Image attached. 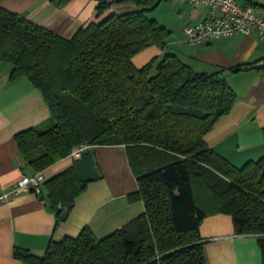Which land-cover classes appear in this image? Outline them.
<instances>
[{"label":"trees","instance_id":"16d2710c","mask_svg":"<svg viewBox=\"0 0 264 264\" xmlns=\"http://www.w3.org/2000/svg\"><path fill=\"white\" fill-rule=\"evenodd\" d=\"M2 0H0L1 3ZM70 0H50L63 6ZM162 0H99L98 14L131 2L136 11L111 14L71 38L34 24L0 5V62L12 81L26 78L49 107L42 128L19 132L18 148L43 171L88 142L124 146L144 213L97 239L90 228L75 238L51 239L35 256L16 248L27 264H205L199 228L204 217L231 215L237 233L257 236L264 264V157L240 168L218 155L204 137L235 107L237 95L220 72H195L166 53L141 68L132 57L150 46L167 47L170 30L147 14ZM242 68V67H239ZM74 166L43 184L62 221L86 191Z\"/></svg>","mask_w":264,"mask_h":264},{"label":"crops","instance_id":"0c3cea01","mask_svg":"<svg viewBox=\"0 0 264 264\" xmlns=\"http://www.w3.org/2000/svg\"><path fill=\"white\" fill-rule=\"evenodd\" d=\"M235 1L241 6L253 7L264 16V0ZM98 3L99 0H70L56 6L50 0H2L0 5L64 38L73 37L79 28L102 22L111 14L138 10L131 2L115 3L100 15ZM156 10L161 13L155 14ZM208 11V6L162 0L154 9L152 19L170 30L167 47L144 48L132 61L141 68L157 57L173 53L195 72H220L235 91L237 101L234 109L215 123L204 140L218 155L240 168L264 157V38L253 30L246 35L236 33L208 43L186 42L183 28L206 19ZM11 69L10 64L0 62V194L8 192L21 178L29 177L26 171L33 168L21 154L15 136L32 127L42 128L51 118L40 91L26 78L12 81ZM226 71L230 72L224 74ZM91 150L98 180L87 184L86 191L59 224L43 184L74 166L69 156L41 171L45 182L40 192L10 195L8 202L0 204V264H27L13 256L16 248L41 256L51 239L75 238L84 228H90L100 240L144 213L143 201L130 202L127 198L138 187L124 146L97 145ZM199 234L205 264L263 262L257 236L237 233L231 215L217 213L204 217Z\"/></svg>","mask_w":264,"mask_h":264},{"label":"built area","instance_id":"2783aa9c","mask_svg":"<svg viewBox=\"0 0 264 264\" xmlns=\"http://www.w3.org/2000/svg\"><path fill=\"white\" fill-rule=\"evenodd\" d=\"M183 1L196 6H208V16L194 25H187L184 29L186 42L190 44L208 43L220 37H229L236 33L248 34L257 31L264 38V16L256 13L251 6H241L235 0H169ZM91 148L88 142L79 144L71 149L69 155L73 161L79 160ZM45 182L42 172L34 176L23 177L14 184L8 192L0 194V204L9 201L10 195H19L25 191L40 192Z\"/></svg>","mask_w":264,"mask_h":264},{"label":"water","instance_id":"95a60500","mask_svg":"<svg viewBox=\"0 0 264 264\" xmlns=\"http://www.w3.org/2000/svg\"><path fill=\"white\" fill-rule=\"evenodd\" d=\"M255 67L258 68L259 65L257 64ZM229 72L230 71H226L224 72V74H228ZM73 164H74L75 176L79 179L80 182L89 183L98 180L99 176L97 174L95 165L89 155L84 154L82 158H80L79 160H75ZM35 173L36 170L34 168H28L26 171V175L29 177L34 176ZM61 208H62L61 216L63 219H66L69 210L67 207H63L62 204L59 205V209Z\"/></svg>","mask_w":264,"mask_h":264},{"label":"rangeland","instance_id":"374dc122","mask_svg":"<svg viewBox=\"0 0 264 264\" xmlns=\"http://www.w3.org/2000/svg\"><path fill=\"white\" fill-rule=\"evenodd\" d=\"M153 13H154V11H153V12H149V13L147 14V16H148L149 18H152V14H153ZM156 13H157V14H160V13H161V10H160V11H159V10H158V11L156 10V11H155V14H156ZM133 64H134V63H133ZM134 66H135V65H134ZM135 67H136V66H135Z\"/></svg>","mask_w":264,"mask_h":264}]
</instances>
